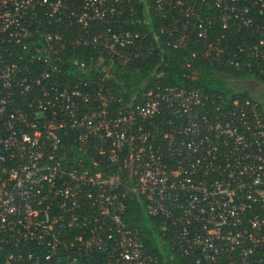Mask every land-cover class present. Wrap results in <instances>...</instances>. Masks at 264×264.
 <instances>
[{"label":"built area","instance_id":"obj_1","mask_svg":"<svg viewBox=\"0 0 264 264\" xmlns=\"http://www.w3.org/2000/svg\"><path fill=\"white\" fill-rule=\"evenodd\" d=\"M138 1L170 49L264 74V0ZM124 12L132 0H0V264H160L122 220L127 196L168 264H264L260 96L154 85L123 103L105 79L142 36Z\"/></svg>","mask_w":264,"mask_h":264},{"label":"trees","instance_id":"obj_2","mask_svg":"<svg viewBox=\"0 0 264 264\" xmlns=\"http://www.w3.org/2000/svg\"><path fill=\"white\" fill-rule=\"evenodd\" d=\"M132 4H135L137 13L130 16L129 13L124 12L118 20L123 29L138 32L142 36L135 41L133 46L120 50L123 57L121 64L112 63L105 79L110 93L121 98L123 103L129 102L132 98H139L142 93L154 85L198 88L210 97L220 95L228 100L237 91H240L243 96L252 97L251 93L238 86V82L250 79L254 86L264 82V74L220 70L206 64L201 59L190 58L184 50L170 49L165 46L163 36L153 37L147 31L149 28L145 24L146 20L144 21L146 17L141 12L142 2L132 0ZM136 48L141 51V55L135 56ZM185 63H188V68H185ZM259 96V101L264 108L263 88ZM122 220L138 231L147 252L156 254L160 264H168L164 261L167 257L164 241L157 232L158 222L145 215L140 198L126 197ZM72 264L92 263L76 261ZM169 264L172 263L169 262Z\"/></svg>","mask_w":264,"mask_h":264},{"label":"rangeland","instance_id":"obj_3","mask_svg":"<svg viewBox=\"0 0 264 264\" xmlns=\"http://www.w3.org/2000/svg\"><path fill=\"white\" fill-rule=\"evenodd\" d=\"M238 86L241 87V89H245L251 93L252 97H258L262 91V88L254 86L250 81H240L238 82Z\"/></svg>","mask_w":264,"mask_h":264},{"label":"water","instance_id":"obj_4","mask_svg":"<svg viewBox=\"0 0 264 264\" xmlns=\"http://www.w3.org/2000/svg\"><path fill=\"white\" fill-rule=\"evenodd\" d=\"M38 117L40 118L41 117V114H39Z\"/></svg>","mask_w":264,"mask_h":264}]
</instances>
